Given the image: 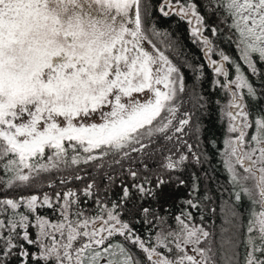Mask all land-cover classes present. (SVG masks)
Instances as JSON below:
<instances>
[{"label":"snow or ice","instance_id":"snow-or-ice-1","mask_svg":"<svg viewBox=\"0 0 264 264\" xmlns=\"http://www.w3.org/2000/svg\"><path fill=\"white\" fill-rule=\"evenodd\" d=\"M215 4L238 34L239 59L256 74L253 54L264 61V0ZM154 9L187 20L208 67L224 78L216 81L230 97L221 109L227 121L222 162L235 201L243 203V194L258 206L246 221L238 205H229L218 231L206 226L200 206L211 197L200 186L213 177L203 167L198 171L204 175L191 174L178 214L169 217L153 204L169 183L147 175V148L157 136L176 142L160 168L208 163L198 150L200 121L188 111L179 115L185 76L166 52L174 45L153 23ZM204 27L194 0H0V264H264V107L253 117L246 103L258 95L264 103V73L259 93L235 60L230 79L224 63L230 57L221 51L218 60L211 58L215 49ZM193 93L195 106L203 108ZM125 161L131 182H122L118 199L109 203L110 170L123 169ZM137 163L144 175L132 167ZM68 170L59 183L88 178L82 191L96 205L92 214L71 188L42 191L54 185L49 174ZM174 179L177 187L188 183ZM126 207L157 230L143 238L123 218ZM43 208L56 218L42 215ZM192 210L200 211L199 223Z\"/></svg>","mask_w":264,"mask_h":264},{"label":"trees","instance_id":"trees-1","mask_svg":"<svg viewBox=\"0 0 264 264\" xmlns=\"http://www.w3.org/2000/svg\"><path fill=\"white\" fill-rule=\"evenodd\" d=\"M156 2L157 0H153L154 4H156ZM194 2L198 4L201 15L205 16V29L210 35L214 49L220 52L222 51L230 57V60L226 61V65L229 67L230 79H235V70L231 67L232 61L235 60L242 65V70L249 77L250 82H253L254 86L257 87L259 93L262 88L261 73H264V61L259 60L258 54H253V59L256 62L258 71L256 74L251 73L247 65L239 59V50L237 48L238 34L234 29L229 27L231 19L226 18V13L223 10L214 11V9L219 8V6L215 4V0H213L212 4H209V0H194ZM152 20L160 31L170 34L169 38L174 47L172 49H166V52L174 58L179 66H181L185 76L186 103L183 105V112L188 111L193 113V122L197 120L200 121L201 134L198 150L206 152L208 156V163L203 166L196 165L195 161H191L185 162L187 164L186 168L164 170L160 168L159 165L165 162L164 158L166 156L176 151V142L174 140H165L163 135L157 136L156 142L149 144L147 148V151L152 153L151 158L147 161L149 165L147 175L153 180L158 176L162 177L166 181H169V183L163 186L158 193V200L153 201V204L162 214L166 213L169 217L178 214L183 207L182 200L188 198L191 185V174L193 172H198V174L204 175V173L198 171L203 167L207 170V175L213 177L212 180H202L200 186L201 194L207 192L211 197L210 201H205L204 204L200 206L203 210L204 223L206 226L210 230L218 231L216 226H219L221 223L222 210H226L229 205H238V210L242 213L241 219L246 221L249 212L253 209L257 210L258 206H253L251 201H249L247 197H244L243 194V203L235 201L233 189L227 180V173L222 162V153L224 149L223 141L226 135L227 121L225 118H222L221 109L227 105L230 97L226 94V90L223 89L221 85L217 84L216 81L220 80L221 83H223L224 78L217 76L212 69L208 67V58L203 48L191 37L189 26H187L184 20L178 17L162 16L156 9L152 12ZM212 27L217 28L215 34L210 32V28ZM178 52L182 53V55H177ZM216 52L217 51H215L214 54H216ZM202 65L204 67H201ZM194 88L195 92L202 97L201 103H204L203 108L195 106ZM261 101L262 98L259 95L256 99L251 101L246 99V103H250L249 110L253 113V117L258 109L264 107V103ZM184 139H187L188 143H197V138L195 136L191 138L186 136ZM181 151L186 153L187 149H181ZM133 156L135 157L136 154L133 153ZM176 158L178 159V155ZM128 166L129 162L125 161L123 169L117 165L110 170V174L115 177V181L111 189L107 191V196L104 197L107 202L110 203L118 199L122 182H131L125 171ZM132 167L141 171L142 175L145 174L138 163L132 164ZM87 171L91 172L92 170L87 169ZM169 171H171V175H169ZM69 174H71V170L49 174L46 179L54 181V185L52 187L45 186L42 191L52 195L56 191L64 192L71 188L78 192L82 208L92 214L96 205L93 203L92 198L84 197L82 191L84 185L89 182L88 178L83 182L72 180L65 185H61L59 183L60 179ZM81 175H83V173H81ZM177 176L185 179L188 182L187 185L184 187H177L174 179ZM105 183L106 181H101V193L105 191L103 187ZM213 209H215V212L212 211ZM39 211L42 215H48L53 219L56 218L51 209L43 208ZM192 211L196 222L199 223L200 211ZM123 218L131 221L137 233L145 239L157 230H149V225L143 223L142 218L138 214H135V207H126L123 210ZM169 223H172L171 219H169ZM241 231H243V229ZM118 239L122 238L118 237ZM241 251H243V249H241ZM133 252L135 255L142 258L141 253L135 249H133Z\"/></svg>","mask_w":264,"mask_h":264},{"label":"rangeland","instance_id":"rangeland-1","mask_svg":"<svg viewBox=\"0 0 264 264\" xmlns=\"http://www.w3.org/2000/svg\"><path fill=\"white\" fill-rule=\"evenodd\" d=\"M195 23V21L193 20V24ZM188 25H189V23H188ZM189 28L191 29V26L189 25ZM204 30H205V27H204ZM190 33H191V31H190ZM206 35V34H205ZM207 36V35H206ZM191 37H192V35H191ZM209 37V36H208ZM193 38V37H192ZM194 39V38H193ZM209 39H210V37H209ZM211 40V39H210ZM197 43H199L200 45H201V47L203 48V45H202V42H198V41H196ZM203 51H204V49H203ZM215 51H217L216 52V54H212V59H219L220 57H219V53H220V51H218V50H215ZM214 51V52H215ZM169 56H170V58H172L173 59V61L175 62V60H174V58L169 54V53H167ZM207 58H208V56H207ZM176 63V62H175ZM182 70V69H181ZM182 74H184L183 73V71H182ZM181 100L184 102L183 104H182V106H181V109H180V116H181V118H182V113H183V105H185V103H186V95H185V92L184 93H182L181 94ZM258 210V209H257ZM88 212V211H87ZM89 214H90V212H88Z\"/></svg>","mask_w":264,"mask_h":264},{"label":"flooded vegetation","instance_id":"flooded-vegetation-1","mask_svg":"<svg viewBox=\"0 0 264 264\" xmlns=\"http://www.w3.org/2000/svg\"><path fill=\"white\" fill-rule=\"evenodd\" d=\"M158 4H159V0H157V2H156V5H158ZM171 16H172V17H178V16H176V15H174V14H173V15H171ZM178 18H180V17H178ZM184 21L186 22L187 26H189V25H190V24L188 25V21H187V20H184ZM190 26H191V25H190ZM189 29H190V28H189ZM205 34H206L207 36H209V37H210V35L207 33L206 29H205V30H203V35H205Z\"/></svg>","mask_w":264,"mask_h":264},{"label":"water","instance_id":"water-1","mask_svg":"<svg viewBox=\"0 0 264 264\" xmlns=\"http://www.w3.org/2000/svg\"><path fill=\"white\" fill-rule=\"evenodd\" d=\"M205 52V51H204ZM206 55V54H205ZM206 57H207V55H206ZM208 62H209V60H208ZM225 63V65H226V61L224 62ZM227 66V65H226Z\"/></svg>","mask_w":264,"mask_h":264}]
</instances>
